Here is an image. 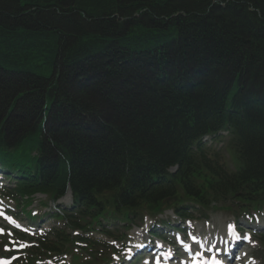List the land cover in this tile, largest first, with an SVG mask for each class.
Masks as SVG:
<instances>
[{"label":"trees","instance_id":"obj_1","mask_svg":"<svg viewBox=\"0 0 264 264\" xmlns=\"http://www.w3.org/2000/svg\"><path fill=\"white\" fill-rule=\"evenodd\" d=\"M262 89L264 0H0V162L22 176L71 157L75 186L123 194L133 163L179 165L172 200L263 209ZM227 125L235 172L187 150ZM137 194L128 219L165 202Z\"/></svg>","mask_w":264,"mask_h":264},{"label":"rangeland","instance_id":"obj_2","mask_svg":"<svg viewBox=\"0 0 264 264\" xmlns=\"http://www.w3.org/2000/svg\"><path fill=\"white\" fill-rule=\"evenodd\" d=\"M98 83V82H97ZM95 83V84H97ZM227 140L226 138L223 140L225 141ZM222 141V142H223ZM223 145H221V143H216L214 144V147L219 148L222 147ZM226 161H227V165L230 169L234 168V163H233V157L231 156V154H229L228 152H225L224 154ZM38 198H42V197H38ZM9 206H12L11 204H9ZM37 206V203H35L31 209H33L34 207ZM16 213L18 216L21 217V220L18 221L19 223L25 224L26 222L24 221L25 217L22 216L21 211L23 210L22 207L16 205ZM28 211V210H27ZM171 212L165 214V216L163 218H171ZM198 221H195L194 227L199 231V232H218L219 230H224V227L227 223L233 222L234 220V216L228 214V213H222V212H216L214 214L208 213L207 215H205L202 219L199 218H194ZM205 220H208V223H206ZM135 231V230H133ZM129 234L131 235V232H129ZM245 256L243 258V262L244 261H250L252 258V255L255 254L256 255V260L258 262V264H264V253L259 252V246L256 243H252L251 246H249L248 248L245 249ZM258 251V252H257ZM254 256V255H253ZM259 258V259H258ZM253 260V259H252ZM245 263V262H244ZM253 264V263H252Z\"/></svg>","mask_w":264,"mask_h":264},{"label":"snow or ice","instance_id":"obj_3","mask_svg":"<svg viewBox=\"0 0 264 264\" xmlns=\"http://www.w3.org/2000/svg\"><path fill=\"white\" fill-rule=\"evenodd\" d=\"M236 238L239 239V236H237ZM245 238L250 239V237H245ZM3 264H8V262L5 261L3 262ZM212 264H221V261L213 258Z\"/></svg>","mask_w":264,"mask_h":264}]
</instances>
